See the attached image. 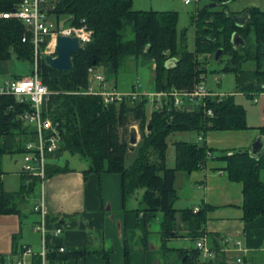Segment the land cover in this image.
<instances>
[{
	"label": "trees",
	"instance_id": "1",
	"mask_svg": "<svg viewBox=\"0 0 264 264\" xmlns=\"http://www.w3.org/2000/svg\"><path fill=\"white\" fill-rule=\"evenodd\" d=\"M21 1L0 0V14L11 10ZM46 1L49 14L55 17L58 25L60 17L65 16V24H84L92 30L90 40L72 54L71 70L51 67L44 56L37 59L38 74L51 90L44 114L58 123L62 138L56 150L47 152L48 159L53 154L58 156L67 151L87 163L84 174L119 172L123 196H141V206L134 210L137 215L140 210L146 216H153L158 210L163 212L160 225L165 235L177 232L182 227L194 240L208 234L204 229L202 208L196 212L181 210L180 220L184 223L181 226L173 203L177 197V170L198 168L207 159V151L213 152L192 140H174V165L169 166L166 161L170 145L168 139L176 131L196 130L203 131L204 135L209 128L245 127L246 109L236 101L234 92H227L217 101L215 96L207 98V106L212 108L213 116L206 115L202 106L192 109L169 106L161 110L153 108L147 118L145 103L148 99L144 96L132 102L105 104L100 94L76 91L87 86L89 66H102L108 79L119 71L129 57L154 60L157 89H168L172 85L192 89L200 75H206L208 57L214 56L215 50L222 48V54L216 60L222 61L223 71L233 72L236 82L234 91L252 96L258 90H264V87L259 88L264 84V9L251 5L232 12L226 8L232 0H207L204 6L190 14V22L196 28V45L194 50H188L176 47L177 12L174 9H135L132 0ZM211 2L219 4L210 6ZM219 6H223V9L216 10ZM245 15V20L237 24L236 20H243L241 17ZM234 32L244 39V43L237 47L231 40ZM24 34L28 35L29 30L20 20L0 15V60L15 58L33 64V44L29 40H22ZM225 55L228 57L226 60ZM171 57H177V61L168 67L166 61ZM20 75L17 73V76ZM27 107L28 103L17 101L11 94H0V212L18 210L19 198L15 195L18 193L22 196L24 190L41 183L38 175H22L20 189L23 191L8 192L2 187L5 173L2 156L8 149L6 136L16 135L17 148L22 152L25 141L35 137V128L18 118V113ZM131 119L138 121L140 128V139L135 145H131L126 136ZM149 124L150 128L147 129ZM261 131L264 134V126ZM129 149H132L131 154ZM223 156L228 175L243 182L245 221L263 215L264 182L259 178V169L264 166V154L254 158L248 149H238ZM48 159L44 178L62 169L57 164H49ZM208 240L211 246H218L212 234H208ZM89 250L85 248L79 254ZM68 255L57 252L47 244V264L55 258L65 259ZM180 258L184 264H225L222 252L216 258L207 260L200 258L197 247L181 249ZM29 259L31 264H41L38 255Z\"/></svg>",
	"mask_w": 264,
	"mask_h": 264
},
{
	"label": "crops",
	"instance_id": "2",
	"mask_svg": "<svg viewBox=\"0 0 264 264\" xmlns=\"http://www.w3.org/2000/svg\"><path fill=\"white\" fill-rule=\"evenodd\" d=\"M251 5L264 9V0H247L245 5L231 11L237 12ZM132 6L135 9H174L173 0H132ZM1 67L4 65L1 64L0 69ZM114 85L116 86L115 83ZM228 92H234L236 101L244 106L236 98L242 92ZM251 108L250 113L245 108V127L209 128L202 139L192 140L210 148L213 153L202 166L191 171L176 172L177 197L173 206L177 220H180L183 209L196 212V207L202 208L205 217L204 229L212 237H216L225 264H238L235 257L240 255L253 264H264V214L252 221H245L243 182L228 175L226 159L223 156L224 153L238 149H248L256 135L262 133L264 104L262 102L257 106V110L255 106ZM185 138L174 140H189ZM170 149L174 150L173 143L168 151ZM129 150L131 154L132 149ZM60 156L51 155L48 163L57 164L62 169L46 176L42 183L28 190L31 191L30 198H33L32 210L37 213L30 226L32 232L40 236L36 248H40L41 234L35 227L40 214L34 209V204L42 199L48 230L46 242L57 252L69 254L65 259L55 258L49 264H180L181 249L191 250L195 247L194 239L183 227L172 234L162 233L161 210L153 216H146L140 210L137 215L134 210L141 206V196H123L122 177L119 172L84 174L83 170L87 167L85 161L78 157L79 162L75 161L74 164L59 163ZM21 169L15 171L14 184L10 187L12 189L4 188V173L2 187L5 191L24 190L20 189L24 175ZM259 178L264 182V166L259 169ZM21 194L24 197L21 202L18 199V210L0 212V256L17 254L24 244H29L32 249L34 247L31 242L20 239L21 225L26 216L20 205L27 200L25 195H28L25 190ZM57 227L61 230L55 233ZM223 236L229 237L226 244L221 243ZM236 240L240 243L237 244ZM85 248L90 250L79 254Z\"/></svg>",
	"mask_w": 264,
	"mask_h": 264
},
{
	"label": "built area",
	"instance_id": "3",
	"mask_svg": "<svg viewBox=\"0 0 264 264\" xmlns=\"http://www.w3.org/2000/svg\"><path fill=\"white\" fill-rule=\"evenodd\" d=\"M185 3L196 2L199 0H183ZM46 0H22L11 10L1 12L2 17H14L20 20L29 30V34H24L22 40H29L33 44L34 67L30 75L8 77L0 83V94H11L17 101L28 103V107L18 113V118L35 128V137L25 141L23 152L22 171L24 175H38L41 177V183L44 180L46 153L56 150L62 141L61 133L57 122L50 116L44 114L45 104L51 93L48 86L42 81L38 74L37 59L44 56L45 53H55L56 37L58 34L76 35L79 38L81 46L90 40L92 30L86 25L79 26H60L53 23L48 11ZM205 74H201L192 89H180L176 86H170L168 89H157L153 93L138 91L140 86L138 80H135L133 89L130 92H121L114 84H110L103 70L99 65L88 67V84L86 87L77 90L81 93L100 94L103 96L105 104H119L123 101H131L138 97H146L153 103V108L161 110L164 107L173 106L175 108L192 109L202 106L206 115L213 116L211 107L207 106V98L215 96V100H220L227 92H218L210 88L205 81ZM216 82L219 77L215 76ZM256 94V93H255ZM253 95V97L255 96ZM256 101L257 98L254 97ZM136 127V124H131ZM137 130V129H136ZM198 139L203 138V131H199ZM212 153L207 151V157ZM34 209L40 214V219L35 227L41 234V244L39 251L34 252L31 246L22 245L19 253L9 256H0V264H31L26 257L38 255L41 264H47V223L46 212L43 201H37ZM198 210V208L196 207ZM57 227L55 233L60 232ZM222 244L229 241V237H221ZM195 247L199 249V256L202 259H214L221 252L219 246L210 245L208 235L204 234L194 240ZM239 244L240 241L236 240ZM238 264H253L240 255L236 259Z\"/></svg>",
	"mask_w": 264,
	"mask_h": 264
},
{
	"label": "rangeland",
	"instance_id": "4",
	"mask_svg": "<svg viewBox=\"0 0 264 264\" xmlns=\"http://www.w3.org/2000/svg\"><path fill=\"white\" fill-rule=\"evenodd\" d=\"M207 0H199L198 4L196 2H192L190 4H184L183 0H173V7L174 10L177 12V20H176V47L177 49L185 48L188 50H194L196 45V28L194 23H190V13L194 9H198L206 4ZM211 1V0H210ZM209 1V2H210ZM247 0H232L231 3L227 4V9L229 11L238 9L245 5V2ZM264 7V6H262ZM216 10L223 9V6H219L215 8ZM238 12V11H237ZM50 18L52 22L56 23L55 17L50 14ZM65 16L60 17V26H79L76 23L70 22L65 24L64 22ZM57 24V23H56ZM201 58L202 55H199ZM208 69L206 71V77L205 81L206 84L212 88L214 91L218 92H228V91H234L236 82L233 72H226L222 70V61H218L215 59L214 56L208 57ZM228 59V57L225 55L224 60ZM223 60V61H224ZM1 64L4 65V67L0 69V83L5 81L8 77H16L17 73H21L20 76L23 75H30L31 68L34 67V61L33 64H29L25 61H18L15 58H8V59H1ZM154 60H146L141 57L134 58L129 57L126 59L125 64L120 67L119 71L113 76H110L108 78L110 84H116V87L121 92H130L133 89V85L135 80H138L140 86L138 88V91L145 92V93H153L157 90V83L155 80V72H154ZM101 69L103 68L100 66ZM103 70V69H102ZM219 77V82L217 83L214 77ZM258 93L255 94L254 97L257 98V100H254L253 95H249L247 93L239 94L236 96L237 100L242 102L246 109H248V112L250 113L252 111L251 106H255V110H257V106H259L262 102L264 104V90H258ZM137 99H140L138 97ZM131 102V101H130ZM153 110V103L150 99H148L145 103V113L147 118L150 117ZM148 120V119H147ZM131 124H136L137 132L139 133V139H140V128L138 121L131 119L129 121L128 130H127V139L129 140V131L133 126ZM198 131L196 130H183V131H176L174 134L172 133L171 137L169 136V143H173L171 140H174L179 137H186L185 139L189 140H195L197 139ZM177 137V138H176ZM138 139V134H137ZM17 136L14 134H10L6 136L5 138V145L7 146L8 150L3 153L2 156V162H3V169L5 171L6 175V181L4 183V188L6 190L14 184V179L16 177V172L19 171L22 167L23 163V152L20 151L17 148ZM170 144V145H171ZM135 145V144H133ZM169 145V147H170ZM174 147V146H173ZM173 155L174 150L170 149L168 151V158L167 163L169 165L173 164ZM46 158L48 159V153H46ZM79 162L78 156L74 154H70L67 151H64L61 156L58 158L59 163H66L74 164V162ZM22 170V169H21ZM23 178V176H22ZM21 180V179H20ZM12 189V188H10ZM28 195H25L26 201L23 202V204L20 205L22 210L25 211L26 216H24V221L22 226V237L20 238L22 241H29L32 243L33 251L37 252L39 251L38 245L40 236L38 233H34L31 230V222L32 220L37 216V213L32 210L33 206V198H30V194L28 190H25ZM15 197L19 198V201L21 202V198L24 197V195L16 194ZM14 197V198H15ZM21 197V198H20ZM34 217V218H33ZM178 223L181 226H184V223L180 222L178 220ZM188 241H190L188 239ZM38 249V250H37ZM238 256L235 257L237 259ZM29 257H26L28 259ZM180 264H184L183 260L180 259Z\"/></svg>",
	"mask_w": 264,
	"mask_h": 264
},
{
	"label": "water",
	"instance_id": "5",
	"mask_svg": "<svg viewBox=\"0 0 264 264\" xmlns=\"http://www.w3.org/2000/svg\"><path fill=\"white\" fill-rule=\"evenodd\" d=\"M219 4L218 2L209 3L210 6H214ZM240 17V15H237ZM243 20H236L237 24H241L240 22L244 21L246 18L241 17ZM231 40L235 47L239 44L244 43L243 37L238 33L234 32L232 34ZM81 47L79 38L76 35L70 34H58L56 37V45H55V53H45L44 60L51 67L58 70H71L73 66L72 62V54L76 52ZM222 54V48H218L215 50L214 57L218 59ZM177 61V57H171L166 61V65L172 66ZM264 84L259 85V88H263ZM150 128V124L147 126V129ZM137 130L136 128H131L129 131V142L131 145L136 144L137 139ZM248 152L251 157L260 158L264 154V134H257L254 140L248 147Z\"/></svg>",
	"mask_w": 264,
	"mask_h": 264
}]
</instances>
